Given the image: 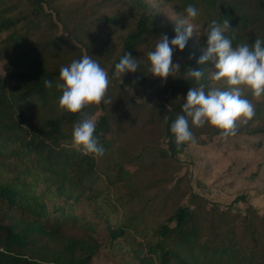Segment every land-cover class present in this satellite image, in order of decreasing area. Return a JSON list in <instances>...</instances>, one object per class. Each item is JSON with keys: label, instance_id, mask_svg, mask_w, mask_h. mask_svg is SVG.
<instances>
[{"label": "trees", "instance_id": "16d2710c", "mask_svg": "<svg viewBox=\"0 0 264 264\" xmlns=\"http://www.w3.org/2000/svg\"><path fill=\"white\" fill-rule=\"evenodd\" d=\"M69 1L0 0V264H90L106 245L109 251L120 249L117 257L125 264L133 259L137 264H264V211L251 205L243 213L233 212L216 203L206 205L204 198L192 194V206H178L156 227L141 226L137 213L121 216L124 200L118 194L110 196L109 187L126 180L129 171L121 164L103 166V157L78 151L72 132L82 117L59 109V70L83 56L72 27L63 20ZM131 1L142 11L123 38L111 76L125 54L134 55L142 41L159 29L157 14L145 0ZM164 1L184 13L188 4L196 6L201 13L196 20L200 32L213 20L222 23L229 18L233 29L238 27L234 46L264 40L260 31L264 0L256 6L245 0ZM21 2L29 11L18 10ZM120 13L98 19L124 27L129 14ZM56 19L64 35L31 39L41 23L57 28ZM175 26L166 31L175 35ZM206 50L207 37L195 42L192 35L181 68L168 84L164 99L171 108L163 124L166 147L160 152L165 157L172 158L187 146L177 149L171 124L183 114L189 89L198 87L188 76L189 68L205 72L200 83L206 91L227 88L210 79L209 73L215 71L212 61L198 63ZM138 70L144 67L139 64ZM137 73L134 80L142 82ZM44 79L52 82L51 88L44 86ZM244 96L255 105L256 115L239 126L237 135H264V97L256 99L247 89ZM103 111L95 118L96 137L108 155L113 151L108 139L110 117ZM203 130L220 134L207 124L192 129L194 134ZM244 198L236 196L232 204ZM67 228L79 229L81 235H65Z\"/></svg>", "mask_w": 264, "mask_h": 264}, {"label": "rangeland", "instance_id": "374dc122", "mask_svg": "<svg viewBox=\"0 0 264 264\" xmlns=\"http://www.w3.org/2000/svg\"><path fill=\"white\" fill-rule=\"evenodd\" d=\"M245 1L248 5L256 6L262 0ZM145 2L157 14L159 29L157 33L145 38L133 55L139 60L140 66L144 67L142 72L136 74L143 78L139 83L134 80L136 76L133 73H126L123 77L115 75V69H112L113 76L109 73L122 50L124 36L135 25L142 11L136 2L70 0L63 18L65 24L72 27V33L76 36L74 41L80 46L82 55H91L97 59L112 81L107 97L112 103H102L86 110L88 115L96 118L105 109L110 117L108 139L113 151L103 156V166L121 164L129 171L126 180L109 187L110 196L116 197L118 194L124 200L125 209L121 216L137 213L142 221L141 226L156 227L165 222L178 206H192V194L204 198L206 205L216 203L221 208L229 207L233 212L243 213L249 205L263 212L264 135L238 134L237 137L225 140L220 134L203 130L195 134L200 138L198 143L187 145L184 152L172 158L160 154L161 149L166 147L163 117L171 107L164 98L169 93L168 84L172 77L164 82L152 76L149 72L148 52L155 49L162 34H167L170 40L175 36L167 32L166 28L185 19L186 13L179 12L164 0ZM60 8L64 9L62 6ZM18 10L26 12L29 8L21 2ZM125 10L129 15H126L128 17L124 27L109 26L98 19L99 16H113ZM55 21L57 28L41 23L31 33V39L53 34L64 35L62 23L57 19ZM189 23L196 26L197 32L194 30L193 39L199 42L202 36V31L197 28L199 24L196 20H190ZM260 31H264V22ZM173 60L181 64L184 51L176 49ZM137 98H142L143 102L137 104ZM240 195L245 198L232 204L234 198ZM63 233L69 236L81 235L79 229L72 228L63 230ZM109 249L107 245L103 247L90 264H125L117 257L120 249ZM126 263L129 262L126 260ZM130 264H137L136 260L133 259Z\"/></svg>", "mask_w": 264, "mask_h": 264}, {"label": "clouds", "instance_id": "9594fccd", "mask_svg": "<svg viewBox=\"0 0 264 264\" xmlns=\"http://www.w3.org/2000/svg\"><path fill=\"white\" fill-rule=\"evenodd\" d=\"M186 18L175 26V36L169 39L162 34L155 49L148 52L150 61L149 72L152 76L166 82L169 77H175L181 64L174 63L176 49L183 52L196 26L189 21H195L200 11L193 4L185 7ZM238 27L233 29L229 18L222 23L213 20L202 29V35L207 37V50L200 57L198 63L203 65L212 61L215 71L210 72V79L224 87H212L205 90L200 83L204 73L198 69L189 68L188 76L193 78L198 87H191L182 105L183 114H179L171 124V133L179 150L185 145H194L199 141L192 131L193 128H203L206 124L217 129L227 140L237 135L239 126L254 119L255 105L244 96V91L250 90L256 99L264 97V40L256 39L253 46L236 44ZM197 32V31H196ZM139 60L131 54H125L115 65V75L124 76L126 73L139 72ZM62 83L59 109L82 118L73 126V145L84 155L101 158L106 149L96 137V120L88 115L85 109L99 106L102 103H112L107 99L112 81L108 72L101 67L97 59L91 55L73 60L68 66L59 70ZM46 88L52 87V82L44 79ZM143 102L137 98L136 103ZM165 121L168 115L163 117Z\"/></svg>", "mask_w": 264, "mask_h": 264}]
</instances>
